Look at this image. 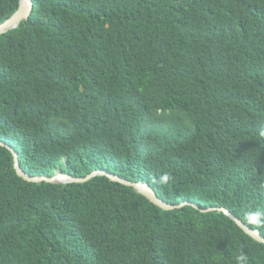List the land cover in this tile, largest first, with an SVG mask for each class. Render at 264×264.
<instances>
[{
    "label": "trees",
    "instance_id": "trees-1",
    "mask_svg": "<svg viewBox=\"0 0 264 264\" xmlns=\"http://www.w3.org/2000/svg\"><path fill=\"white\" fill-rule=\"evenodd\" d=\"M0 35V140L30 176L264 208V0H32ZM19 0H0V23ZM170 173L166 185L159 177ZM264 264L223 212L97 175L30 182L0 145V264Z\"/></svg>",
    "mask_w": 264,
    "mask_h": 264
},
{
    "label": "water",
    "instance_id": "water-1",
    "mask_svg": "<svg viewBox=\"0 0 264 264\" xmlns=\"http://www.w3.org/2000/svg\"><path fill=\"white\" fill-rule=\"evenodd\" d=\"M33 7L32 0H19V5L16 11L10 15L7 19L0 23V35L4 34L12 29H15L19 26V24L28 19L31 10ZM0 145L6 147L12 154L13 157V167L15 172L18 176L23 178L26 181L30 182H49V183H69V182H84L91 179L94 176L102 175L108 177L110 180L118 182L120 184L126 185L128 187L134 188L138 193L146 197L151 203L160 207L163 210H172L175 208H180L184 205H191L192 207L198 209L201 212H207L212 210H217L223 212L228 218L233 220L236 225L247 235L252 237L254 240L264 244V237L261 235L258 229H253L247 226L240 218L235 216L231 211L224 207H205L200 208L197 204L184 201L180 203H167L160 199L153 188L147 183L142 181H132L126 178H123L117 174L107 172L105 170H94L87 175L80 177V176H72L68 173H63L61 170H57L52 176H30L26 174L20 167L18 156L16 151L7 143L0 140Z\"/></svg>",
    "mask_w": 264,
    "mask_h": 264
},
{
    "label": "clouds",
    "instance_id": "clouds-1",
    "mask_svg": "<svg viewBox=\"0 0 264 264\" xmlns=\"http://www.w3.org/2000/svg\"><path fill=\"white\" fill-rule=\"evenodd\" d=\"M261 136H264V130L260 132ZM173 177L170 173H163L159 177V183L162 185L168 184ZM247 223L256 227H264V208H258L255 211L246 213ZM236 264H248V256L246 254H239L236 257Z\"/></svg>",
    "mask_w": 264,
    "mask_h": 264
}]
</instances>
